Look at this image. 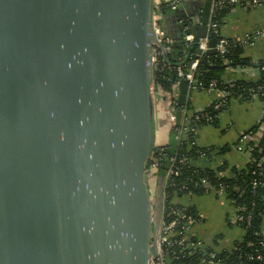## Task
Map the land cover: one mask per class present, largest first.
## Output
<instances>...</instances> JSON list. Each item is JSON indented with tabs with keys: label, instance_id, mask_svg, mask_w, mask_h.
Instances as JSON below:
<instances>
[{
	"label": "water",
	"instance_id": "obj_1",
	"mask_svg": "<svg viewBox=\"0 0 264 264\" xmlns=\"http://www.w3.org/2000/svg\"><path fill=\"white\" fill-rule=\"evenodd\" d=\"M212 4L201 3L191 29L198 38ZM159 6L0 0V264L155 257L161 190L153 206L145 178L163 145L154 93ZM188 91L183 80L179 105Z\"/></svg>",
	"mask_w": 264,
	"mask_h": 264
},
{
	"label": "built area",
	"instance_id": "obj_2",
	"mask_svg": "<svg viewBox=\"0 0 264 264\" xmlns=\"http://www.w3.org/2000/svg\"><path fill=\"white\" fill-rule=\"evenodd\" d=\"M239 2L240 1H238V3ZM262 2L254 0L253 2L241 4L240 6L247 10L262 5ZM236 3V0H231L230 2L229 0H213L211 14L207 25V34L204 38H198L196 34L192 33V26L196 25L194 20L186 21L182 30V42L185 47V54L190 48L195 47L198 50V56H208L207 52L210 50V42L213 39L217 40L216 52H219L223 55L227 54L231 48V44L225 38L218 40V37L222 34L220 33V25L219 22L216 21V17L217 12L223 7L228 4L230 6ZM179 4L180 2L178 0H172L168 6L171 8V10L176 11L179 7ZM160 8L161 6L155 8L154 15L156 20L154 21V32L159 40V43L162 45V48L156 46L154 48V53L161 64L163 60L160 58L163 56V50L169 53L174 41L169 35H167L160 23L162 19ZM259 40H264V29L256 31L252 34H248L246 36V40L240 44L243 47L246 45L253 47ZM160 64L158 65L157 70L160 67ZM199 64L200 60L195 59L191 61L188 69H185L183 65L176 67L178 81L173 85V91L170 93L171 95L168 96L172 101L168 106L169 113L167 118L169 125L176 132L177 145H181L183 142L190 141L191 147H200L196 136L199 128L205 125L214 124L216 117L215 115L227 108L230 100L234 97L232 90L235 87V84H231L230 87L227 88L219 87L216 82H212L209 87H206L202 82H199L196 78ZM183 80L188 81L189 91H208L210 94L217 95L219 100L215 101L204 111L194 115V117H185L183 121H180L177 115V107L179 104L178 91ZM154 93L157 102L159 100V93L157 90L156 81L154 82ZM240 97L245 99H259L260 97L264 98V86L250 88L247 94H242ZM157 115L158 129L160 131V128H162L160 124L161 114L158 108ZM263 133L264 124L261 125L259 132L252 129L242 134L238 141L237 148L239 150H245L249 153L250 162L253 160V152L255 147L250 146L249 143H258L262 138ZM167 147L168 144L158 147L155 150L153 156L148 160V162H150L151 171H157L162 167L163 156L165 153L164 151ZM210 154L215 155L217 153L212 152ZM210 154L205 151H198V160L208 161ZM216 161L217 167H224L225 164L228 165L223 156H219ZM169 163V168L166 170V173L162 178V182L159 183L160 185L157 183V187H159L161 190V215L159 231L155 240L156 255L151 260L150 264H174L177 262L178 264H223L221 261V253L231 252L233 249H235L236 244L230 248L215 249L210 243H207L205 240H203L199 236L197 230L206 221L205 214L199 210H197L196 214H192V206L181 204L179 200L184 197H193L194 193H192V191L200 189L203 191L202 195H208L213 192L217 194L218 197L225 198L227 200L226 197L228 196V186L224 182L217 185L208 184V179L205 177H202V179H197L196 182H193L190 177H185V182H177V180L183 175V169L192 167L191 162H189L186 157H181V154L175 153L170 157ZM228 169L219 172L217 177L220 179L231 177L232 172H229ZM236 169L241 170L242 168L236 167ZM259 172L261 175H264V166L259 167ZM153 173H151L152 177H154ZM193 174L198 176V170H193ZM170 190L173 191V194L169 192ZM227 202L232 208V211L227 217V223L232 228L240 229V231H242L243 237L246 226L250 227L253 214L249 213V215H240L243 209L236 208L229 200H227ZM261 234L264 235V228L261 230ZM241 239H239V241ZM216 240L218 241L219 239ZM215 244L217 245L218 243L215 242ZM237 253V260H240L239 264H264V247L261 249L256 248L246 254H244L241 250H239ZM244 257H246L245 259H247V263L242 261Z\"/></svg>",
	"mask_w": 264,
	"mask_h": 264
},
{
	"label": "trees",
	"instance_id": "obj_3",
	"mask_svg": "<svg viewBox=\"0 0 264 264\" xmlns=\"http://www.w3.org/2000/svg\"><path fill=\"white\" fill-rule=\"evenodd\" d=\"M228 1V0H227ZM231 0H229L230 2ZM239 5L247 4L253 2L254 0H239ZM263 1V0H258ZM264 4V1L262 2ZM234 5H226L220 11L217 12L216 21L220 25V33L222 31V21L225 14L228 12L229 8ZM160 12L166 16L171 12L169 6H162ZM224 38L222 35L218 37V40ZM226 39V38H225ZM228 40V39H227ZM231 44L229 52L225 55L217 52L212 56H198V50L195 47L190 48L185 54V47L182 42L181 47H176L173 45L171 51L168 53V58L165 61L164 57L161 56L162 63L156 72V86L159 93V101L157 102V108L160 110L161 116H163V123L166 124L168 129V134L172 139L173 143H169L168 147L164 151L163 156V165L157 171L150 170V162L147 163L146 172L151 174L153 172L154 177L156 178V185H160L162 178L164 177L166 170L169 168V159L175 153L181 154V157H186L189 162H191L192 167L183 169L182 179L179 178L177 182H185V177H190L193 182H196L197 179H202L205 177L208 179V184L217 185L220 183H225L228 186L226 197L233 206L236 208H241L243 211L240 215H249L253 214V219L250 223V227L244 229V234L242 239L236 241L235 249L231 252L221 253L222 263L223 264H239L240 260H237L238 251L241 250L244 254L256 249L264 247V235L261 234V230L264 228V175H261L259 172V167L264 166V133L262 138L258 143L251 142L250 146L255 147L253 152V160L245 168L238 170L232 169V176L225 179H220L217 177L219 172H222L229 168L227 164L224 167H212V166H199L198 160V151H205L208 154L216 152L214 147L210 148H200L196 146L191 147L190 141L183 142L181 145L176 143V132L168 123V113H169V103L172 101L169 99L171 92L173 91V85L178 81V74L176 67L184 66L185 69H188L192 60L199 59L200 64L196 74V78L199 82H202L206 87H209L212 82H216L219 87L229 88L231 84H235L233 88L234 97H238L242 94H247L250 88H257L259 86H264V63L263 69L260 78L255 82H237V83H227L224 79V73L228 67L234 66H247L251 63V59L244 57L245 48L236 41L228 40ZM170 65V66H167ZM247 96V95H245ZM233 97V98H234ZM262 101L264 98L260 97ZM189 105L186 107L189 109ZM181 105L178 104L177 115L181 110ZM161 120V121H162ZM264 124V119L257 127L253 128L254 131H260L261 125ZM192 137V136H191ZM209 149V150H208ZM225 150L223 149L222 152ZM217 153L214 157L218 158L223 156L224 153ZM158 154V153H157ZM155 154V155H157ZM209 162L213 161V155H209ZM193 170H198L199 175H194ZM256 184V186H255ZM159 192V187H157ZM173 194V191H169ZM202 190L192 191L193 195L201 196ZM192 214L197 213L196 207H191ZM257 232V234H256ZM238 249V250H237ZM234 253V254H232ZM242 259L243 262L247 263V259ZM174 264H178L174 263ZM248 264V263H247ZM253 264V263H250ZM263 264V263H261Z\"/></svg>",
	"mask_w": 264,
	"mask_h": 264
},
{
	"label": "crops",
	"instance_id": "obj_4",
	"mask_svg": "<svg viewBox=\"0 0 264 264\" xmlns=\"http://www.w3.org/2000/svg\"><path fill=\"white\" fill-rule=\"evenodd\" d=\"M155 1L162 7L168 6L172 0ZM178 1L180 4L176 11L171 10L166 16L161 13V25L167 35L173 39V45L181 47L183 25L189 20L199 23L198 18L203 0ZM236 1L237 5L229 8L223 18L221 34L228 40L243 43L248 34L264 29V4L245 10L238 4L239 0ZM180 5H183V8H180ZM246 46L244 47V57L250 58L251 63L247 66L228 67L223 76V79L227 83L255 82L260 78L264 63V40H259L253 47ZM178 94H180L179 91ZM217 100H219V97L215 94H210L208 91H188L186 104L181 106L182 109L178 112V118L180 121H183L185 117H194V115L204 111ZM188 105L190 106L189 109L186 108ZM215 116L214 124L202 126L197 131L196 136L199 146L202 148L214 147L216 153H220L224 149L225 151L222 153H224L223 157L228 163L229 172L232 169H236V167L245 168L250 162V155L245 150H239L237 144L242 134L257 127L263 121L264 101L261 99H245L240 96L234 97L230 100L228 107L218 112ZM160 118L162 120L163 116H160ZM163 120L160 121L162 128H160L159 140L165 145L173 143V141L167 132L168 129ZM216 160L217 157L215 158L213 155L212 162L199 160L198 163L203 168L205 166L217 167ZM208 195H213L218 200H223L229 204L225 198H220L213 192ZM199 197H184L179 201L181 204L194 206L205 214L206 221L197 231L199 236L207 242L204 239V236H206L205 226H207L208 220H212L211 209L214 203L212 201H203ZM225 213V220L227 222L228 210ZM217 228L218 224H214L212 233L215 234ZM217 239H222V236ZM237 240L234 239L230 243L223 241L219 248H230ZM214 242L219 243V240L215 239Z\"/></svg>",
	"mask_w": 264,
	"mask_h": 264
},
{
	"label": "rangeland",
	"instance_id": "obj_5",
	"mask_svg": "<svg viewBox=\"0 0 264 264\" xmlns=\"http://www.w3.org/2000/svg\"><path fill=\"white\" fill-rule=\"evenodd\" d=\"M145 179H146V184L151 192L153 206H155L159 196L156 180L154 177H152L151 174H147ZM199 198L202 199L203 201H208V202L212 201L214 203L213 208L211 209L212 220H208V224L207 226H205L206 236H204V239L207 240V243H210L215 249H218L223 241H226V243H230L231 241L233 242L234 239L237 240L242 237V231H240V229L238 228L230 227L225 220V214H226L225 212L227 210L229 213L232 211V208L229 204H227L223 200L220 199L218 200L213 195H203L200 196ZM214 224H218V228L215 234L212 233V227ZM221 236L222 239H219V243L216 245L214 240Z\"/></svg>",
	"mask_w": 264,
	"mask_h": 264
}]
</instances>
